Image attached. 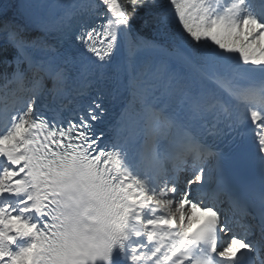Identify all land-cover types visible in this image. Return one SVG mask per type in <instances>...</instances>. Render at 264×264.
<instances>
[{
	"label": "snow or ice",
	"instance_id": "6c2138e0",
	"mask_svg": "<svg viewBox=\"0 0 264 264\" xmlns=\"http://www.w3.org/2000/svg\"><path fill=\"white\" fill-rule=\"evenodd\" d=\"M0 20V264H264V0Z\"/></svg>",
	"mask_w": 264,
	"mask_h": 264
},
{
	"label": "bare ground",
	"instance_id": "6f19581e",
	"mask_svg": "<svg viewBox=\"0 0 264 264\" xmlns=\"http://www.w3.org/2000/svg\"><path fill=\"white\" fill-rule=\"evenodd\" d=\"M4 3H7V0H3ZM8 20L19 24L21 27L25 26L28 24V21L20 14L18 13L16 10H10L8 13ZM3 21L0 20V23H2ZM29 31H31V26L28 25Z\"/></svg>",
	"mask_w": 264,
	"mask_h": 264
},
{
	"label": "trees",
	"instance_id": "16d2710c",
	"mask_svg": "<svg viewBox=\"0 0 264 264\" xmlns=\"http://www.w3.org/2000/svg\"><path fill=\"white\" fill-rule=\"evenodd\" d=\"M146 34L149 35V36L152 35V32L150 31V29H149V31Z\"/></svg>",
	"mask_w": 264,
	"mask_h": 264
}]
</instances>
